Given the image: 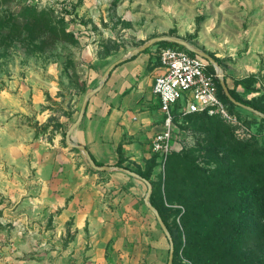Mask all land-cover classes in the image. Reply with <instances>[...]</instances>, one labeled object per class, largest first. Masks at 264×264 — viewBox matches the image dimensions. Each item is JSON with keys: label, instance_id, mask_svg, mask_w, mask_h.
<instances>
[{"label": "rangeland", "instance_id": "obj_1", "mask_svg": "<svg viewBox=\"0 0 264 264\" xmlns=\"http://www.w3.org/2000/svg\"><path fill=\"white\" fill-rule=\"evenodd\" d=\"M26 5L47 11L74 39L60 37L39 51L16 41L0 43V264H54L47 248L36 249L50 240L40 245L42 239L27 235L42 232L40 225L52 227V222L24 221L20 215L27 207L22 212L17 205L24 197L20 173L24 167L34 170L31 148L36 143L11 132L39 135L71 122V105L80 111L108 63L157 36L179 37L214 54L230 81L255 74L252 92L242 86L238 90L246 98L263 96L264 0H0V16L9 18ZM157 43L149 51L158 53ZM240 112L258 121L253 124L257 134L261 116L243 107ZM71 124L63 130L65 145L64 132ZM174 142L181 150L194 146L196 137L176 126ZM79 155L89 163L82 151ZM157 170L164 178L166 164Z\"/></svg>", "mask_w": 264, "mask_h": 264}, {"label": "crops", "instance_id": "obj_2", "mask_svg": "<svg viewBox=\"0 0 264 264\" xmlns=\"http://www.w3.org/2000/svg\"><path fill=\"white\" fill-rule=\"evenodd\" d=\"M125 55L111 60L104 72ZM163 71L154 51L121 61L90 98L72 133L74 141L103 165L114 166L124 156L126 163L143 166L152 154L153 137L163 129L165 113L153 91L155 77ZM227 84L233 87L234 79L228 78ZM71 109L75 121L77 104ZM73 120L39 135L23 129L10 134L36 143L31 148L34 170L24 167L20 173L24 197L17 205L22 212L27 207L20 217L39 224L52 222V227L40 225L42 232L30 231L28 237L42 239L40 245L50 240L36 249L47 248L54 264H167L168 237L159 229L145 196L142 200L147 184L120 170H92L63 143V130Z\"/></svg>", "mask_w": 264, "mask_h": 264}, {"label": "trees", "instance_id": "obj_3", "mask_svg": "<svg viewBox=\"0 0 264 264\" xmlns=\"http://www.w3.org/2000/svg\"><path fill=\"white\" fill-rule=\"evenodd\" d=\"M60 37L74 39L65 27L53 22L47 11L35 6H23L9 18L0 16V43L7 46L16 41L31 51H39ZM157 44L159 48L172 46L196 55L178 43ZM149 50L150 47L145 52ZM208 68L217 73L211 62ZM255 81V74L234 78L230 92L264 112V95L246 98L238 90L242 86L252 92ZM216 82L228 108L253 127L258 121L242 115V107L228 98L218 77ZM181 106L179 102L174 109L175 124L181 133L193 132L196 143L181 150L174 147L166 161L164 178L159 173L153 176L159 167L158 153L152 152L143 166L126 163L124 156L114 165L130 168L153 184L150 201L172 234L173 264H264V118L254 113L263 127L259 125L258 133L250 138H240L234 127L218 115L194 112L181 116ZM88 166L95 170L89 163Z\"/></svg>", "mask_w": 264, "mask_h": 264}, {"label": "built area", "instance_id": "obj_4", "mask_svg": "<svg viewBox=\"0 0 264 264\" xmlns=\"http://www.w3.org/2000/svg\"><path fill=\"white\" fill-rule=\"evenodd\" d=\"M158 57L164 71L155 77L153 91L161 100L165 118L163 129L152 139L151 150L159 154L161 169H164L168 155L174 149V109L179 102L182 103L179 109L181 116L207 112L218 115L233 126L240 138H249L254 134L253 127L232 112L219 96L216 82L218 75L209 70L207 59L172 46L161 47Z\"/></svg>", "mask_w": 264, "mask_h": 264}, {"label": "water", "instance_id": "obj_5", "mask_svg": "<svg viewBox=\"0 0 264 264\" xmlns=\"http://www.w3.org/2000/svg\"><path fill=\"white\" fill-rule=\"evenodd\" d=\"M160 41H169V42H174V43H178L183 45L185 48H187L188 50L194 52L195 54L207 59L209 62H211L217 71V75L218 78L220 80V83L223 87V90L225 92V94L228 96V98L237 106L239 107H243L246 108L256 114H258L259 116L264 118V112L256 109L250 105H247L243 102H241L240 100H238L236 97H234L232 95V93L230 92V88L226 82V78H225V72H224V68L221 66V64L216 60V58L214 56H212L210 53L194 46L193 44H191L189 41L179 38V37H175V36H157L152 38L151 40H149L148 42H146L145 44L134 48L133 50H131L127 55H125L123 58L113 62L107 69L106 71L103 73L101 80L99 82V84L90 89L84 96L83 102H82V106L80 108L79 114L77 119L71 124V126L69 127V129L66 132V142L67 144L72 147V148H78L80 151H82V153L85 155L86 159L88 160L89 164L96 170L98 171H111V170H120L123 171L131 176H134L138 179L143 180L147 186H148V190L147 193L145 195V203L147 204V206L154 212V214L157 217V220L159 222V224L161 225L162 229L164 230L166 236L169 239L170 242V252H169V258H168V263L167 264H173L174 262V240L172 237V234L169 230V228L167 227L166 223L164 222L162 216L160 215L159 210L151 203L150 201V196L153 190V185L151 183L150 180L144 178L142 175H140L139 173H137L136 171L127 168V167H122V166H113V165H99L96 163V161L94 160V158L92 157V155L90 154V152L88 151V149L82 145L77 143L76 141H74L72 133L73 131L76 129V127L78 126V124L81 122V120L83 119L89 100L90 98L97 93L105 84L107 78L110 76L111 72L113 71V69L121 62L126 60L127 58H130L132 56H135L143 51H145L147 48L151 47L153 44L160 42Z\"/></svg>", "mask_w": 264, "mask_h": 264}]
</instances>
